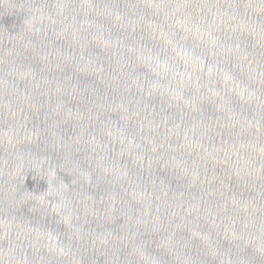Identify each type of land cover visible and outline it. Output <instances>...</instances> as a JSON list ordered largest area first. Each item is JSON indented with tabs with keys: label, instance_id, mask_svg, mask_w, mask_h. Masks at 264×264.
<instances>
[{
	"label": "water",
	"instance_id": "obj_1",
	"mask_svg": "<svg viewBox=\"0 0 264 264\" xmlns=\"http://www.w3.org/2000/svg\"><path fill=\"white\" fill-rule=\"evenodd\" d=\"M0 264H264V0H0Z\"/></svg>",
	"mask_w": 264,
	"mask_h": 264
}]
</instances>
